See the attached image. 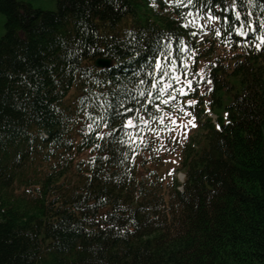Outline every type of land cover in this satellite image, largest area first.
<instances>
[{
    "label": "trees",
    "instance_id": "16d2710c",
    "mask_svg": "<svg viewBox=\"0 0 264 264\" xmlns=\"http://www.w3.org/2000/svg\"><path fill=\"white\" fill-rule=\"evenodd\" d=\"M0 14V264H264V0ZM158 48L175 63L163 80ZM181 95L218 129L206 118L184 149L178 190L146 146Z\"/></svg>",
    "mask_w": 264,
    "mask_h": 264
},
{
    "label": "rangeland",
    "instance_id": "374dc122",
    "mask_svg": "<svg viewBox=\"0 0 264 264\" xmlns=\"http://www.w3.org/2000/svg\"><path fill=\"white\" fill-rule=\"evenodd\" d=\"M20 2L29 4L33 9H41L46 11H56V0H18ZM166 4H171L174 0H165ZM5 33V18L0 14V38ZM173 104H177L173 113L166 114L164 116V125H167L165 129L159 134L152 136L148 142L149 159L153 158V162L149 164L151 169L158 170L160 175V181L164 183V186L172 187L178 185L177 189H181L180 184L184 182V174L181 170V160L183 157V151L188 145L194 143V148L197 149L196 142L199 140L201 134V128L206 118L210 117L211 120H215V117L210 114L201 117H197L190 111L192 103H189L188 99L184 101H173ZM215 128V121H214ZM216 129V128H215ZM141 146H144L141 142ZM185 147V148H184ZM71 150H67L63 153L61 161L62 164H66L69 161V157L72 154ZM152 155V157H151ZM88 157L78 156L77 160H86ZM74 174H71V180H74ZM153 177L151 181H153Z\"/></svg>",
    "mask_w": 264,
    "mask_h": 264
},
{
    "label": "snow or ice",
    "instance_id": "6c2138e0",
    "mask_svg": "<svg viewBox=\"0 0 264 264\" xmlns=\"http://www.w3.org/2000/svg\"><path fill=\"white\" fill-rule=\"evenodd\" d=\"M170 2H171V0H170ZM187 2H188V4H192L193 0H187ZM176 3L178 6H180L181 0H176ZM189 15H191V14L189 13ZM239 15H240L239 12H237L236 13L237 19H239ZM211 19L216 20V19H218V17L213 15V16H211ZM185 26H187V25H185ZM237 31H239V30H237ZM193 34H195V33H193ZM257 47H259V45H257ZM170 56H171L170 52L165 53V52H163L162 49L158 48V49L153 50L152 54L148 57V59L146 61V63H148V66H152L154 64L155 69L162 73L160 76L161 80L165 79V77L168 76V71H166V69H168V68L174 69L175 68L174 62H171L167 65L162 62L163 60H168ZM172 79L178 80L179 77L173 76ZM187 83L190 87L191 81H187ZM153 86L155 87V84ZM166 87H170V85H166ZM164 90H165L164 88L160 89L161 92H163ZM180 91L183 93L184 90L180 89ZM189 103H194V101H189ZM145 123H146V121H145ZM128 125L132 126L131 120L128 121Z\"/></svg>",
    "mask_w": 264,
    "mask_h": 264
},
{
    "label": "water",
    "instance_id": "95a60500",
    "mask_svg": "<svg viewBox=\"0 0 264 264\" xmlns=\"http://www.w3.org/2000/svg\"><path fill=\"white\" fill-rule=\"evenodd\" d=\"M94 66L98 69H109L111 61L108 59L98 58L94 61Z\"/></svg>",
    "mask_w": 264,
    "mask_h": 264
}]
</instances>
